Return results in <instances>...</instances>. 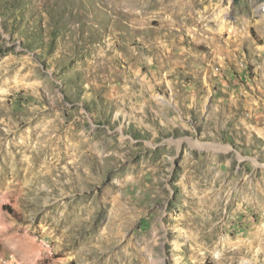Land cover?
I'll list each match as a JSON object with an SVG mask.
<instances>
[{
  "label": "rangeland",
  "instance_id": "obj_1",
  "mask_svg": "<svg viewBox=\"0 0 264 264\" xmlns=\"http://www.w3.org/2000/svg\"><path fill=\"white\" fill-rule=\"evenodd\" d=\"M264 264V0H0V264Z\"/></svg>",
  "mask_w": 264,
  "mask_h": 264
},
{
  "label": "built area",
  "instance_id": "obj_2",
  "mask_svg": "<svg viewBox=\"0 0 264 264\" xmlns=\"http://www.w3.org/2000/svg\"><path fill=\"white\" fill-rule=\"evenodd\" d=\"M1 264H11L9 260H4Z\"/></svg>",
  "mask_w": 264,
  "mask_h": 264
}]
</instances>
